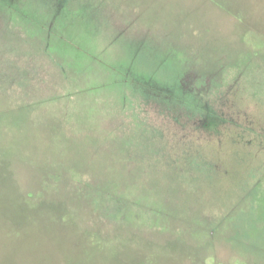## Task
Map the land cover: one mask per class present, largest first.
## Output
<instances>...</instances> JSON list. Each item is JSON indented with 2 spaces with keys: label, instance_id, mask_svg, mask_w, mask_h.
Listing matches in <instances>:
<instances>
[{
  "label": "rangeland",
  "instance_id": "obj_1",
  "mask_svg": "<svg viewBox=\"0 0 264 264\" xmlns=\"http://www.w3.org/2000/svg\"><path fill=\"white\" fill-rule=\"evenodd\" d=\"M0 264H264V0H0Z\"/></svg>",
  "mask_w": 264,
  "mask_h": 264
}]
</instances>
